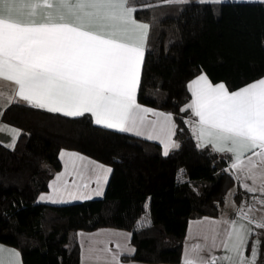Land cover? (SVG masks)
Masks as SVG:
<instances>
[{
  "label": "trees",
  "instance_id": "16d2710c",
  "mask_svg": "<svg viewBox=\"0 0 264 264\" xmlns=\"http://www.w3.org/2000/svg\"><path fill=\"white\" fill-rule=\"evenodd\" d=\"M132 0L149 25L136 101L172 113L168 154L157 142L95 124L88 113L69 117L18 101L0 120L20 130L15 146L0 142V242L18 249L22 264H78L77 229L100 226L130 232L133 250L122 259L178 262L186 221L215 216L233 188L229 156L198 147L181 112L189 79L204 72L235 89L264 74V1ZM68 148L112 169L99 197L66 203L36 201ZM147 203L148 222L135 225Z\"/></svg>",
  "mask_w": 264,
  "mask_h": 264
},
{
  "label": "snow or ice",
  "instance_id": "6c2138e0",
  "mask_svg": "<svg viewBox=\"0 0 264 264\" xmlns=\"http://www.w3.org/2000/svg\"><path fill=\"white\" fill-rule=\"evenodd\" d=\"M183 2L186 0H163L165 4ZM137 11L132 0H0V81L14 85L8 91L0 89V108L22 100L31 107L69 117L90 113L97 125L160 140L165 155L179 147L172 141V114L136 102L149 32V25L135 18ZM188 88L192 99L181 112L190 109L198 118L185 121L191 125L197 146L210 145L216 152L230 153L232 163L226 171H232L237 180H251V184L242 182L248 192L264 194V77L230 92L224 83L213 84L201 74ZM149 113L156 119L149 120ZM5 129L12 135L9 146L14 147L20 130L0 124V131ZM65 157V172L56 176L49 184L52 192L41 195L40 200L56 203L63 202L65 196L91 198L69 191L63 181L71 174L69 166L78 170L82 166L78 161L87 158L62 150L61 159ZM87 164L94 166V194L100 196L112 169L95 161ZM257 203L264 206V199L254 197L253 204L241 205L238 219L210 221L201 229L211 247L225 251L222 264H257L259 239L252 241L250 256L245 255L254 232L250 225L264 229V217L258 220L253 216ZM110 251L93 243L87 260L90 264H119L121 253L109 258ZM5 252L12 258L9 264H16L19 253L3 246L0 264H5ZM182 264H217V259H206L204 248L195 245L186 250Z\"/></svg>",
  "mask_w": 264,
  "mask_h": 264
},
{
  "label": "crops",
  "instance_id": "0c3cea01",
  "mask_svg": "<svg viewBox=\"0 0 264 264\" xmlns=\"http://www.w3.org/2000/svg\"><path fill=\"white\" fill-rule=\"evenodd\" d=\"M132 6L136 7L137 5H132ZM136 19L139 22L145 23L141 19H138V18H136ZM201 74L206 75L204 72L196 73L195 75H193L189 79L188 85L193 79L200 76ZM262 77H264V74L253 79V80H251V81H248V82L242 84L241 86H239L235 89L228 90V91H230V92L236 91V90L246 86L247 84H250L256 80H259ZM209 81L213 84L223 83L222 81L212 82L210 79H209ZM13 87H14V85L11 82L0 81V89L8 91V90L12 89ZM191 99H192V95L190 92V99H189L188 103L191 102ZM18 101H22V100H18ZM22 102H24V101H22ZM136 102L139 105H141L142 107L154 109L157 112L171 113L170 111L165 110V109L155 108V107L140 103L138 101H136ZM1 109L2 108H0V111H1ZM60 114H62V113H60ZM88 114L91 117V120L94 122V118L91 116L90 113H88ZM172 118H173V116H172ZM148 119L154 120V119H156V117L153 116L151 113H149ZM197 119H198L197 117L193 116L190 109H189V114L184 116L185 121H187V120L195 121ZM173 122H174V120H173ZM0 124L7 125L11 128L17 129L13 125L5 123L1 120H0ZM185 124H186L187 129H188L190 135L192 136L194 142L197 144V140L193 136V133L191 130V125L188 123H185ZM127 133L132 134L134 136H138L134 132H127ZM138 137L147 139L146 136H138ZM148 140H150V139H148ZM152 141L157 142L159 147H160L161 152L164 153V145L160 142V140L153 139ZM172 141H174L173 136H172ZM0 142L4 143L7 146L12 144V135L8 132L7 129H5L4 131H0ZM204 147H208L209 149L213 150V148L210 145H206ZM62 150L64 152H68V153H77L80 156L87 158V160L84 162L78 161V163L82 164V166L78 170L74 171L71 168V166H69L68 172H70L71 174L65 175L63 177V181L67 182L68 190L73 191V192H77L78 194L83 193L84 195H88L91 198L99 197V196L94 194V191L97 188L95 173L93 171L94 166L87 164V161H95L97 164H102L108 168H110V166L108 164L100 162L96 159H93V158H91V157H89V156H87V155H85L79 151H76L73 149H68V148H59L57 151V158L59 161V167H58V169L55 170L53 175L48 179L46 189L37 193L35 200L40 201V202L54 203L51 200H40V196L50 194L52 192V189L49 187V184L56 179V176L59 173L65 172V160H67L68 157L61 159ZM218 153H221V152H218ZM221 154H226L229 156V162H228V166H229L232 163L231 154L230 153H221ZM83 165H87V166L84 167ZM231 173L233 174L232 171H231ZM235 180L237 182L239 193H241V197L238 199V201L234 202L232 197H231L230 204L227 206V208H225L222 212H219L215 216L201 215V216L192 217V218L187 219L178 262H175V263H172V262H145V261H139V260H134V259H122L121 255H123V254L129 255L132 253V250H133V245L129 239L130 238L129 230L124 229V228L111 227V226H100V227H96V228L91 229V230L77 229L75 231V239H76L77 244H78V264H82V262H83V264H90V262L87 260V255H88V248L93 243L96 244L97 248L102 249V248L107 247L108 249H110L111 251H110V253H108L109 258L114 253H118V252L121 253L119 256V264H182L186 250L193 249V247L195 245H201L204 248V257L206 259H212L213 257H215L217 259V264H222L220 258L225 255V251L220 247H215V248L211 247V243H212L211 240L209 239L208 241H205L204 235H203L201 229L203 227H205L210 221H222V220L238 219L237 211L239 210L241 205L247 206L249 204H253L254 203V197L256 200L264 199V194H261L260 192L251 193V192H248L244 187H242V182L251 184L252 183L251 180L245 179V180L241 181V180H237L236 178H235ZM85 184L87 185V187H84ZM105 184L106 183L103 184V190H104ZM79 200H83V199H70L67 196H65L63 202H56V203H66V202L79 201ZM253 216H254V218H256L258 220L261 217H264V206H261L258 203L255 204V211L253 212ZM241 222L245 223V224L248 223L247 220H243ZM223 227L224 226L221 225V228H223ZM250 227H252L254 229V232H253V235L250 236L249 243L245 248V255L250 256L251 248H252V241L259 239L261 241V246H260V256H259V259L257 261V264H264V229L257 228V227H255V225H250ZM219 242L220 241L218 239L217 244H219ZM118 245L120 247H118ZM0 246H3L5 249L15 250V252L19 253L18 249L14 246H11V245H8V244L2 243V242H0ZM3 259L5 260V264H9V262L12 260V258L8 255L7 252L4 253ZM15 260H16V264H22L20 253H19V256L17 258H15Z\"/></svg>",
  "mask_w": 264,
  "mask_h": 264
},
{
  "label": "rangeland",
  "instance_id": "374dc122",
  "mask_svg": "<svg viewBox=\"0 0 264 264\" xmlns=\"http://www.w3.org/2000/svg\"><path fill=\"white\" fill-rule=\"evenodd\" d=\"M264 1V0H263ZM159 2H163V0H159ZM159 2H155V3H159ZM233 192V188H229L224 196H223V203L219 206V212H222L225 208H227V206L230 204L231 201V193ZM147 203L145 202L143 204V211L137 216L136 220H135V225L139 226V225H143L146 224L149 220L148 215H147ZM140 222V223H138Z\"/></svg>",
  "mask_w": 264,
  "mask_h": 264
}]
</instances>
